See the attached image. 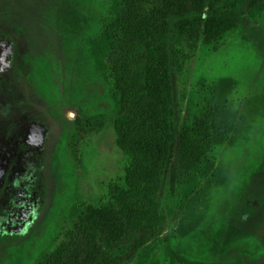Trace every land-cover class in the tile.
<instances>
[{
  "label": "rangeland",
  "instance_id": "rangeland-1",
  "mask_svg": "<svg viewBox=\"0 0 264 264\" xmlns=\"http://www.w3.org/2000/svg\"><path fill=\"white\" fill-rule=\"evenodd\" d=\"M242 1L218 5L238 9ZM206 4L149 0L142 14L158 11L155 37L168 8L189 14ZM119 10V0H0V30L15 45L4 87L23 95L5 111V132L13 121L17 132L28 119L48 135L47 153L36 158L37 219L23 233L0 237V264H34L41 257L90 264L91 254L112 253L113 236L124 233L106 196L125 160L111 124L143 104L153 36L122 44L108 31ZM172 81L180 121L191 125L213 107L211 145L184 167L174 190L161 189L166 229L130 264H264V0H249L242 21L217 43L199 44ZM21 102L26 106L18 115ZM105 206L115 218L95 210Z\"/></svg>",
  "mask_w": 264,
  "mask_h": 264
},
{
  "label": "trees",
  "instance_id": "trees-1",
  "mask_svg": "<svg viewBox=\"0 0 264 264\" xmlns=\"http://www.w3.org/2000/svg\"><path fill=\"white\" fill-rule=\"evenodd\" d=\"M148 1L119 0L120 10L109 21L108 31L122 44L154 35L158 11L142 14ZM162 1L168 6L172 2ZM219 2L207 0L204 11L197 8L189 14L178 7L168 8L161 31L147 45L143 104L136 113L116 116L111 124L114 143L125 160L121 177L107 186L106 196L118 208L125 230L113 236L112 253L91 254L90 264H130L138 249L161 235L166 217L159 207V192L166 184L174 190L184 167L210 149L213 107L191 125L180 121L172 78L195 56L199 44H215L235 28L249 6V0H243L238 9H220ZM95 210L106 219L116 217L111 206ZM34 264H52V260L41 257Z\"/></svg>",
  "mask_w": 264,
  "mask_h": 264
},
{
  "label": "flooded vegetation",
  "instance_id": "flooded-vegetation-1",
  "mask_svg": "<svg viewBox=\"0 0 264 264\" xmlns=\"http://www.w3.org/2000/svg\"><path fill=\"white\" fill-rule=\"evenodd\" d=\"M15 45L0 30V237L4 233H23L37 219L41 200L35 190L36 158L47 153V128L28 119L5 132L9 120L5 111L10 110V102L23 96L17 87H4L6 77L15 64ZM21 115L26 103L16 107ZM24 123V124H23ZM10 125V124H9ZM12 129V130H11Z\"/></svg>",
  "mask_w": 264,
  "mask_h": 264
}]
</instances>
